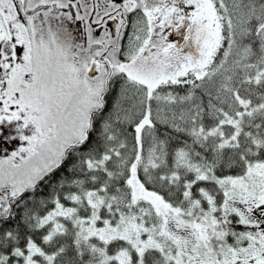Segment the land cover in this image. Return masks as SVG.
<instances>
[{
  "label": "snow or ice",
  "instance_id": "obj_1",
  "mask_svg": "<svg viewBox=\"0 0 264 264\" xmlns=\"http://www.w3.org/2000/svg\"><path fill=\"white\" fill-rule=\"evenodd\" d=\"M0 264H264V0H0Z\"/></svg>",
  "mask_w": 264,
  "mask_h": 264
}]
</instances>
